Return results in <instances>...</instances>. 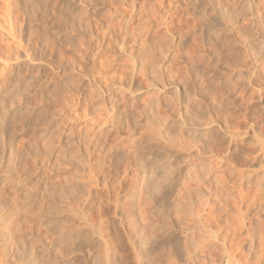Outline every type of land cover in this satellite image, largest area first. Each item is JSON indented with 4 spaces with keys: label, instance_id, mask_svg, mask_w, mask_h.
<instances>
[{
    "label": "rangeland",
    "instance_id": "1",
    "mask_svg": "<svg viewBox=\"0 0 264 264\" xmlns=\"http://www.w3.org/2000/svg\"><path fill=\"white\" fill-rule=\"evenodd\" d=\"M0 264H264V0H0Z\"/></svg>",
    "mask_w": 264,
    "mask_h": 264
}]
</instances>
